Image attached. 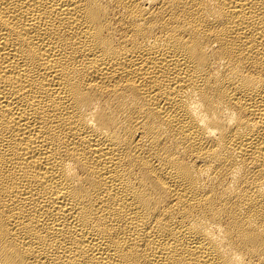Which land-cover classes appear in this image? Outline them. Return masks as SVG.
Returning a JSON list of instances; mask_svg holds the SVG:
<instances>
[{"label":"bare ground","instance_id":"bare-ground-1","mask_svg":"<svg viewBox=\"0 0 264 264\" xmlns=\"http://www.w3.org/2000/svg\"><path fill=\"white\" fill-rule=\"evenodd\" d=\"M0 264H264V0H0Z\"/></svg>","mask_w":264,"mask_h":264}]
</instances>
